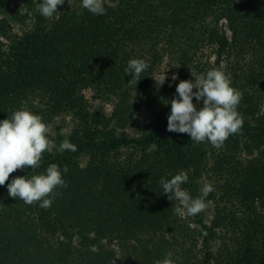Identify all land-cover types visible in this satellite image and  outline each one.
<instances>
[{
  "label": "trees",
  "instance_id": "16d2710c",
  "mask_svg": "<svg viewBox=\"0 0 264 264\" xmlns=\"http://www.w3.org/2000/svg\"><path fill=\"white\" fill-rule=\"evenodd\" d=\"M113 1L93 15L82 0H65L46 19L36 10L42 0H0V12L24 3L15 19L29 21L15 34L0 19V121L21 108L49 125L69 118L67 139L77 146L45 152L35 172L17 170L0 186V264H154L169 253L176 264H264V0ZM133 58L150 67L129 86ZM165 58L187 76L218 68L242 93V129L224 148L167 131L177 94L153 86ZM87 90L111 105L109 115L94 110ZM139 104L156 123L141 138L126 133ZM241 144L250 159H240ZM51 163L67 184L51 207L8 196L13 177ZM180 171L192 197L202 178L217 177L205 199L209 224L203 211L178 216L162 194L160 179Z\"/></svg>",
  "mask_w": 264,
  "mask_h": 264
},
{
  "label": "clouds",
  "instance_id": "9594fccd",
  "mask_svg": "<svg viewBox=\"0 0 264 264\" xmlns=\"http://www.w3.org/2000/svg\"><path fill=\"white\" fill-rule=\"evenodd\" d=\"M65 0H42L36 10L46 19H52L59 12L58 6ZM81 7L93 15H105L104 0H82ZM150 67L146 59L133 58L128 61L125 74L131 75L128 85H137L141 74ZM192 74V73H191ZM193 80H181L176 85L177 96L168 103L171 105L167 117V131L186 133L194 143L207 142L220 149L230 135L242 129L243 117L238 112L242 93L231 86L229 76L218 68L206 73L193 75ZM156 87L163 86L166 73L153 77ZM176 80V74L171 77ZM195 89V91H194ZM202 101L197 108L193 99ZM135 99V98H134ZM132 101V104L134 102ZM167 104V103H166ZM51 126L43 118L25 108L14 111L11 116L0 121V186H4L12 173L20 169L40 168L43 154L52 152L77 151V146L64 139L57 147L50 138ZM63 172L68 168L64 166ZM188 175L180 171L170 179L161 178L162 194L169 201H175L174 212L181 217L195 216L206 208V197L214 191L211 184L205 183L199 189V195L192 197L182 187L187 183ZM8 196L23 201L26 205L39 202L41 208H49L53 203L54 190L67 187L62 171L56 163H51L44 173L31 176H16L7 183ZM173 207V206H172ZM154 264H176L169 253L163 259L154 260Z\"/></svg>",
  "mask_w": 264,
  "mask_h": 264
},
{
  "label": "rangeland",
  "instance_id": "374dc122",
  "mask_svg": "<svg viewBox=\"0 0 264 264\" xmlns=\"http://www.w3.org/2000/svg\"><path fill=\"white\" fill-rule=\"evenodd\" d=\"M113 3H114L113 0H104V4L111 5ZM25 12H26V7H25L24 3L14 2L8 8H6L0 12V19L9 20L11 23V27L13 29V33L20 34L22 32V29L26 28V26L29 25V21L27 19L25 21L26 24L21 25L18 22V20H16L15 18H17L19 14L24 15ZM13 19H15V21H13ZM210 56L212 57V55H210ZM204 61H205V59L203 60V62ZM211 61H213V58H211ZM176 70H177L176 66L173 63H171L170 59L165 58L163 60V62L160 64V66L158 68H156V71L154 74V77H157L161 74L166 73L167 79H166L165 83L163 84V86H166L167 89L170 92L173 91V93L174 92L176 93V85L181 80H193L194 78H193L192 74L194 76L199 75L196 70H192V72H191L192 74H188V76H187V74H183V75L178 74V72ZM173 74H176V76H177L176 80L171 79ZM153 81H154L153 82L154 90H156L157 89L156 82H155V80H153ZM163 86L159 87V89L163 88ZM194 91H195V89H194ZM84 95L88 99L90 104L93 106L94 110H99L106 115H109L111 113V105L104 104V103H101L100 101L96 100V98L93 96L92 91L87 90L84 92ZM193 100H195V98ZM193 103L198 104L200 102H197L195 100V101H193ZM263 106H264V102H263ZM50 126H51L50 137H51V139L54 140V142L56 143V145L58 147L59 144L64 139H67V137L69 136L70 130L72 128V123L69 120V118H65V119L57 118L53 123L50 124ZM155 126H156V123L154 121V117L149 113V110H147L146 106L139 104L137 107L136 124L133 125L132 127L128 128L126 130V133L129 136L141 138L144 134L148 133ZM160 127L163 128L164 126L161 125ZM240 147L242 148L241 150H239L241 152V153H239V155L241 156L240 159H250L251 157L248 156L245 151H243L244 150L243 144H241ZM210 149L212 150V147ZM53 150H56V149L54 148ZM86 161H87V157H82L80 159V163L82 165H84L86 163ZM211 163L212 162H210L209 165H211ZM216 178L217 177H214L213 175L211 176V178L204 177V178H202L201 182H199L198 185H200L201 183L211 184L214 182L213 179H216ZM212 216H213V203L209 202L206 204V208L203 210V218L207 224H209L211 222ZM215 247L217 248V246H215Z\"/></svg>",
  "mask_w": 264,
  "mask_h": 264
}]
</instances>
